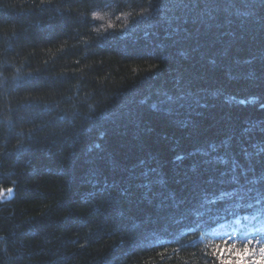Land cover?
I'll use <instances>...</instances> for the list:
<instances>
[{"label": "trees", "instance_id": "obj_1", "mask_svg": "<svg viewBox=\"0 0 264 264\" xmlns=\"http://www.w3.org/2000/svg\"><path fill=\"white\" fill-rule=\"evenodd\" d=\"M180 92L204 106L152 107ZM262 105L261 0H0V264H264V201L220 196L202 154L252 151Z\"/></svg>", "mask_w": 264, "mask_h": 264}, {"label": "snow or ice", "instance_id": "obj_2", "mask_svg": "<svg viewBox=\"0 0 264 264\" xmlns=\"http://www.w3.org/2000/svg\"><path fill=\"white\" fill-rule=\"evenodd\" d=\"M264 3V0H261ZM173 7L175 8H198L201 3H217V0H171ZM218 6V4H217ZM160 11V9H158ZM97 19H100L98 14ZM173 19H178L173 17ZM179 31V28L174 29ZM164 98L153 103L152 107L157 110H171V106L179 105L184 106L188 104H196L198 106H204L200 103L201 98L194 97L191 94L180 92L176 95H169L163 93ZM142 102H147V99ZM264 107V105H262ZM260 133L264 134V122H258L255 126ZM250 140L251 137H248ZM247 143H233L231 140H226L220 144H213L210 146L208 151L203 152L204 156L210 157V160L204 161L205 164H218L220 167H214L213 172H218V176H213L208 180L209 185L219 187L220 196H230L235 193H239L242 199L251 198L256 203L264 201V173L257 175L258 166H264V140L257 141L256 143L250 144L253 149L249 151L248 147L244 144ZM183 159V156L177 157ZM142 170L139 172H133L135 179L139 180L138 187L144 190L146 199H160L161 204L166 200L172 199L171 196H166L164 189L167 187V181L160 176L157 168L147 165L146 162L142 161ZM230 186L232 191L229 192L222 186ZM238 186V187H237ZM254 194V195H253ZM217 196L216 191H212L206 188L202 194L201 200L198 201L200 204L199 208L194 209L200 214V220L205 221V216L211 217L208 221H205L209 226L215 220V216L219 214V208L215 205L214 197ZM207 203H203V201ZM209 204L216 208V212L212 213L209 208ZM201 209H203L201 211ZM232 252L231 249L228 250ZM264 252V249H261ZM237 257H248L252 255V251L246 246L243 250H239L232 253ZM222 264H229V262L222 261ZM236 264H241L240 260L236 261ZM243 264H255L254 261L244 260Z\"/></svg>", "mask_w": 264, "mask_h": 264}]
</instances>
